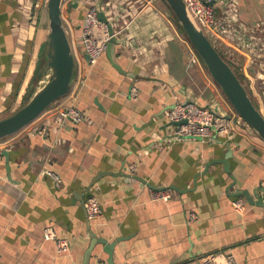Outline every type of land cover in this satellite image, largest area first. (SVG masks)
Masks as SVG:
<instances>
[{
	"label": "crops",
	"instance_id": "obj_1",
	"mask_svg": "<svg viewBox=\"0 0 264 264\" xmlns=\"http://www.w3.org/2000/svg\"><path fill=\"white\" fill-rule=\"evenodd\" d=\"M88 2L63 3L82 65L59 99L82 109L85 120L46 109L0 139L8 152L0 159V264H204L218 250L241 264H264V141L246 124L230 134L213 128L177 134L169 117L176 101L237 111L166 0H102L118 42L112 58L106 49L95 63L87 61L82 40ZM214 5L231 28L222 35L229 41H213L264 114V0ZM49 30L46 0H0V118L34 90ZM42 127L47 131H37ZM151 184L171 197L153 199ZM244 190L253 202L237 195ZM91 194L102 214L89 219L84 201ZM239 198L243 210L235 207ZM47 227L69 241L67 251L44 237ZM93 237L99 241L86 262ZM104 238L114 242L110 251Z\"/></svg>",
	"mask_w": 264,
	"mask_h": 264
},
{
	"label": "water",
	"instance_id": "obj_2",
	"mask_svg": "<svg viewBox=\"0 0 264 264\" xmlns=\"http://www.w3.org/2000/svg\"><path fill=\"white\" fill-rule=\"evenodd\" d=\"M185 35L203 60L212 78L220 86L221 90L262 141H264V114L255 104L249 94L246 84L241 80L234 67L227 61L204 29L197 23L190 13L185 0H166ZM64 0H47L48 16L50 20V30L47 36L44 50L41 55L35 76L33 78L35 88L23 99L20 107L11 114L0 118V139L19 131L37 117H39L51 104L68 94L75 82L78 74V61L71 43L68 30L65 26L62 10ZM103 21L109 23L103 11L99 12ZM110 32L113 34V26L109 23ZM117 38L113 35L109 41L107 52L112 58V49L117 44ZM89 62V55L86 54ZM47 80L41 85L39 80L47 76ZM182 121H173L178 126ZM8 154L6 150L3 151ZM230 152L226 156H229ZM225 169L229 170V160L223 158ZM154 189H163L151 184ZM178 189V188H177ZM263 191L259 200L264 199V187H259ZM237 195H245L249 201L253 202L251 194L247 191H239ZM99 241L93 237L90 246L85 253V261L88 262L95 244ZM105 243L106 249L110 251L114 242Z\"/></svg>",
	"mask_w": 264,
	"mask_h": 264
},
{
	"label": "built area",
	"instance_id": "obj_3",
	"mask_svg": "<svg viewBox=\"0 0 264 264\" xmlns=\"http://www.w3.org/2000/svg\"><path fill=\"white\" fill-rule=\"evenodd\" d=\"M215 1L216 0H185L190 13L212 41L213 39L220 41L221 38L228 40L222 37V35L229 32L231 25L227 19L218 17L214 5ZM100 11H107L103 6L102 0H89L86 15L82 22V40L84 50L86 54L89 55L90 63H95L99 59L100 55L108 48L109 41L114 35L110 32V22L108 23L100 18ZM73 49L78 61L79 72L82 59L74 46ZM136 94L137 88L133 86L131 88V95L136 96ZM47 109L55 111L61 119L68 118L75 122H82L86 118L85 112L82 109L74 105L64 104L63 101L59 100L55 101ZM169 117L171 121L186 120V122L177 126V134L180 137H188L202 129L208 130L209 128H213L224 134H230L237 124H246L253 132L245 119L238 113L233 116L225 115L220 113L213 105L202 106L194 101H176L169 112ZM37 131L44 133L47 131V128H37ZM2 153L3 152L0 150V159ZM55 177L57 178L56 175ZM152 190L153 199H169L171 197V192L168 189ZM234 204L239 210L246 208V202L242 198L237 199ZM84 207L89 219L99 217L102 214L101 203L94 194L88 196L84 201ZM190 218H196V213L194 211L190 212ZM44 237L46 239H56L59 251H67L70 247L69 241L67 239L58 238L51 227L45 228ZM203 262L204 264H241L234 253L225 252L224 250L206 254L203 258Z\"/></svg>",
	"mask_w": 264,
	"mask_h": 264
},
{
	"label": "trees",
	"instance_id": "obj_4",
	"mask_svg": "<svg viewBox=\"0 0 264 264\" xmlns=\"http://www.w3.org/2000/svg\"><path fill=\"white\" fill-rule=\"evenodd\" d=\"M175 16V15H174ZM176 18V17H175ZM176 21L178 22V20H177V18H176ZM178 25H179V27H180V29H181V31L184 33V30H183V28L181 27V25L179 24V22H178ZM222 53V52H221ZM223 54V53H222ZM223 56L225 57V55L223 54ZM226 58V57H225ZM227 59V58H226ZM227 61L234 67V69H235V71L238 73V75H239V77L241 78V80L243 81V78H242V76H241V74L238 72V70L236 69V67L227 59ZM244 82V81H243ZM250 94V93H249Z\"/></svg>",
	"mask_w": 264,
	"mask_h": 264
},
{
	"label": "rangeland",
	"instance_id": "obj_5",
	"mask_svg": "<svg viewBox=\"0 0 264 264\" xmlns=\"http://www.w3.org/2000/svg\"><path fill=\"white\" fill-rule=\"evenodd\" d=\"M42 84V83H41Z\"/></svg>",
	"mask_w": 264,
	"mask_h": 264
}]
</instances>
